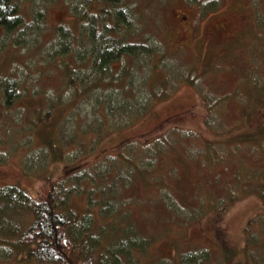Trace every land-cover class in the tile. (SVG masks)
Segmentation results:
<instances>
[{"label":"rangeland","instance_id":"obj_1","mask_svg":"<svg viewBox=\"0 0 264 264\" xmlns=\"http://www.w3.org/2000/svg\"><path fill=\"white\" fill-rule=\"evenodd\" d=\"M16 2L19 12L26 19L24 24L11 32L0 26V185L19 183L29 194L39 195L48 189V185L38 173L39 169L32 170L26 166L31 156L48 160L46 147L38 140L42 123L35 119L38 115L36 111L66 107L64 102L68 96L57 99L59 92L66 88L68 69L64 67L70 59L69 54H53L54 48L64 26L70 33L78 34L73 35L74 40L71 41V51L78 57L77 51L88 46L84 23L89 21L79 18L73 0ZM124 2L132 15L130 40L151 44L155 52L143 59L125 58L123 63L115 61L114 65L118 68L125 66L127 72L123 75H132L129 81L136 86L130 94L137 99L147 98L149 91L160 90L161 86L164 92L151 100L148 111L135 122L122 128L108 129L99 146L95 143L94 152L88 151L79 161L91 159L94 153L105 152L104 149L111 151L108 156H113L116 150L112 149L118 148L121 141L136 138L123 148L122 154H129L127 161L114 162L119 170L125 171L126 168L132 173L126 185L117 187L118 192L123 194L118 200L120 208L112 213L109 220L115 221L114 216L119 214L117 216L121 220L115 221L119 226L131 222L136 233L157 236L147 246L148 257L140 256L141 261L172 264L173 254L178 256L181 249L209 247L217 253L221 242L241 247L234 256L241 259L247 252L244 250V227L250 218L264 214V199L261 196L264 184L261 186L258 183L259 180L264 182V176H257L263 177L256 179L258 191H247L244 183L239 184L240 171L242 174L248 171L244 172V167L256 160L264 165V156L248 148H256L253 147L256 141L253 131L260 130L259 126L264 122V96H260L264 93V0H219V6L218 3L212 6L217 0ZM204 6L208 8L203 10ZM251 8L255 13V25ZM183 12L190 13L186 21ZM221 15L230 22V33L217 32L213 28V18ZM18 34L22 35L23 42L17 45L14 40ZM249 47L252 59L246 58ZM228 49L232 50L229 57L214 63L219 71L224 72L225 81L210 71L200 77V84L184 79L187 73L193 77L201 74L207 66L203 65L202 58L216 61ZM75 57L69 67L80 66L84 67L83 70L88 67V63L76 61ZM231 65L234 72L229 69ZM10 80L15 81L20 89L12 104L5 99V82ZM124 81L128 83L127 79ZM226 88L229 93L227 103L216 111L217 118L226 126L220 132L215 125H211L214 118L205 121L210 109L204 101L203 92L211 104L216 101L215 104H223L225 98L221 97V93H225ZM253 92L258 95H249ZM80 105H71L67 109L77 111V116L71 117L68 112L60 119L64 120L65 128L71 130L81 123L89 125L95 119L92 101L82 98ZM88 129V132L94 131L92 126ZM154 129L168 132L161 135V140L150 144L142 142L155 136L149 134ZM88 134L87 141L97 137L96 133ZM260 137L262 135L257 138ZM262 146H257L259 153H262ZM72 153L68 151L64 158L69 160ZM185 156L188 162L182 160L186 159ZM34 162L37 160H32ZM65 163L63 160L51 162L49 174L54 178L62 176ZM140 166L147 171L144 178L137 172ZM252 169L249 174H261L258 171L261 167ZM74 184L68 177L64 186L76 188ZM80 185L83 193L79 190L73 194L77 210H83L87 205L88 181ZM243 186L242 192L246 193L241 197L242 192H238ZM99 196L97 193L96 197ZM101 197L112 198L109 191ZM200 199L204 203L211 201L215 207L222 203L229 205L222 213L214 210L199 216L204 207ZM99 208L98 204L94 206L95 210ZM189 210L196 218L187 214ZM260 223L264 224V216ZM255 228L258 229V226ZM260 251L256 244L254 253Z\"/></svg>","mask_w":264,"mask_h":264},{"label":"trees","instance_id":"obj_2","mask_svg":"<svg viewBox=\"0 0 264 264\" xmlns=\"http://www.w3.org/2000/svg\"><path fill=\"white\" fill-rule=\"evenodd\" d=\"M97 1L73 0L76 13L78 16L80 15L79 18L89 21V23H84L85 42H88L85 50L77 51L78 57L73 55L71 41L74 40L73 35L78 34L72 31L70 33L65 30L64 26L61 28L63 33H60V40L54 48L53 54L67 53L70 58L64 67L68 69L65 80V91L68 93L64 94L65 91H60L57 96V99L60 100L68 94L67 100L64 102L66 107L57 106V109L53 107L46 111L39 109L36 111L38 115L35 119L42 123L38 140L46 147L48 160L36 159L37 155L31 156L26 166L32 170L39 169L38 173L42 175V180L47 183L48 189L45 192H40L39 195H33L29 194L19 183L0 185V264H149L148 260L141 261L140 256L148 257L146 256L147 246L157 236L136 233L131 222L122 227L119 226V223L115 222L121 220V217H118L119 214L114 216L115 221L109 220L112 213L118 212V208H120L118 200L123 194L118 192L117 187L121 184L126 185L132 173L126 171V168L125 171L119 170L114 162L120 160V163H125L127 161L126 156L129 154L123 155V148L125 149L128 143L136 141V138L121 141L118 148L112 149V151L116 150L113 156H108L107 153L109 154L111 151L104 149L105 152L101 150L94 153L91 159L79 160L83 157L82 155L88 154V151L94 152L96 146H99L102 136L109 130L122 128L144 116L151 100L162 94L164 88L161 86L160 90H151L147 98L144 96L142 99H137L136 96L130 94V91L134 90L136 86L133 81H129L132 75H127V73L123 75V72H127L126 67L123 65L119 68L115 67L114 62L123 63L125 58L150 57L151 54H154L155 47L148 43L141 44V41L130 40L132 15L131 9L124 0ZM218 2L219 0L212 6ZM205 7L207 6H204L203 10ZM250 13H253L252 19L255 25L253 8L250 9ZM184 14L188 15L186 12ZM213 19V28L217 32H229L230 22L224 17L222 18V15ZM25 20L23 14L19 12V4L16 0H0V26L2 28L11 32L21 28ZM15 36V44H21L23 42L22 35ZM79 47H81V41ZM251 47L248 48L249 55L246 58L252 59ZM231 52L232 50L228 49L216 61L202 58L203 65L207 66L201 70V74L193 77L187 73L184 79L194 84H200V77L210 71L221 76L225 81L227 77L224 76V72L219 71L214 63L224 58L227 59ZM74 57L76 61L88 63V67H85L84 70V67L80 66L78 68L69 67L71 66L69 63ZM229 69L234 72L233 65ZM125 79L128 80L127 84L124 83ZM5 89V99L8 104H12L16 96L19 95L20 89L12 80L5 82ZM227 91L228 89L225 93H221V97L225 98L223 104H215L217 101L211 104L206 93L203 92L204 101L210 109L205 116V121L208 122L210 118H214L211 125H215L220 132L226 129V126L220 118H217L216 111L227 103L229 95ZM251 94L257 93L253 92L249 95ZM260 96H264V93H261ZM82 98L93 102L95 119L89 125L81 123L71 130L65 128L64 120L60 121V119L62 116L65 117L68 112L71 117L77 116L79 114L77 111L74 109L68 111L67 109L71 105L81 107ZM53 109L55 110L53 111ZM90 126L94 128V131L88 132ZM259 127L260 130L257 132L253 131L256 141L253 143L254 145L251 144L256 148L249 146L248 148L252 149L253 153L264 156V142L261 140H264V122ZM166 132L168 131L158 132V129H154L149 134L155 136L142 142L150 144L154 140H161V135L164 136ZM88 133H96L97 137H92L87 141ZM258 135H262V137L257 138ZM230 137L234 138L233 135ZM95 143H97L96 146H94ZM259 145H263L260 150L262 153H259L257 149ZM68 151L73 153L69 155L70 159L66 160L64 156ZM32 160H37V162L32 163ZM62 160L66 161L62 171L63 175L54 178L49 174L50 163ZM182 160L189 161L188 157L182 158ZM90 161H94V163ZM257 161L244 167V172L248 170L245 173L242 174L240 171L239 184L244 183V186L246 185L245 187L248 188L247 191H258L256 179H263V177L257 176H264V165L258 164ZM257 167H261L263 170L261 172V169H258L261 174H249V170H253L252 168L257 170ZM137 172L141 178H144L147 171L140 166L137 168ZM68 177H71L77 189L64 186ZM236 177L238 176L236 175ZM86 180L89 185L86 189L87 205L83 210H77L74 207L73 194L79 190L83 193L81 189L83 187L80 184ZM258 183L261 186L264 184L261 180ZM109 185L110 190L107 189ZM244 186L241 190L238 188V193L244 191ZM108 191L112 198L101 197ZM97 193H99V197H96ZM244 193L246 192H242L241 197ZM261 196L264 199V194ZM199 202L204 203V200L200 199ZM97 204L100 205V208L95 210L94 206ZM228 205L222 203L215 207L211 201L205 202L203 209L199 211V216L214 210L218 214L222 213ZM187 214L196 218L190 210ZM263 216L264 214H258L250 218L244 227V250L247 252L241 259L234 258L241 247L236 248L221 242L222 247L218 245L217 253L209 247L192 248L185 251L181 249L178 256L173 254L174 261L171 258L169 261H173L172 264H264V249L262 248L264 239L260 238L264 237V224L260 223ZM188 218L186 217V219ZM256 226L258 229L255 228ZM262 241L263 244H261ZM256 244L259 245L261 251L254 253ZM259 258L261 259L257 260Z\"/></svg>","mask_w":264,"mask_h":264},{"label":"flooded vegetation","instance_id":"obj_3","mask_svg":"<svg viewBox=\"0 0 264 264\" xmlns=\"http://www.w3.org/2000/svg\"><path fill=\"white\" fill-rule=\"evenodd\" d=\"M186 17H187V15H186V14H184V15H183V19H186Z\"/></svg>","mask_w":264,"mask_h":264}]
</instances>
